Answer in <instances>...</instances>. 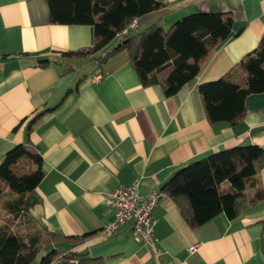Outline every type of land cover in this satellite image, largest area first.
Wrapping results in <instances>:
<instances>
[{"label": "crops", "instance_id": "0c3cea01", "mask_svg": "<svg viewBox=\"0 0 264 264\" xmlns=\"http://www.w3.org/2000/svg\"><path fill=\"white\" fill-rule=\"evenodd\" d=\"M156 1L165 6L137 19L130 31L152 23L167 29L194 13L234 18L231 36L173 96L159 85L144 86L127 51L102 64L72 59L69 72L66 63L40 66L41 58L91 47L94 27L50 23L47 0H0V161L18 144L36 146L44 177L33 216L49 231L86 236L76 248L103 264H264V201L233 219L220 214L191 228L163 195L153 210L159 258L133 239L130 223L112 235L103 232L114 219L107 192L141 178L142 196L162 193L179 170L209 154L249 144L264 150V92L246 99V116L236 125L210 123L199 93L200 84L220 79L258 46L264 0ZM259 178L264 190V169Z\"/></svg>", "mask_w": 264, "mask_h": 264}, {"label": "trees", "instance_id": "16d2710c", "mask_svg": "<svg viewBox=\"0 0 264 264\" xmlns=\"http://www.w3.org/2000/svg\"><path fill=\"white\" fill-rule=\"evenodd\" d=\"M50 23L91 25V47L44 57L38 64L66 66L77 58L104 63L127 51L144 86L159 85L166 96L175 95L200 72L210 54L232 34L231 13H194L165 29L152 23L139 32L130 31L140 17L165 6L156 0H47ZM118 44L98 55L116 37ZM98 55V56H96ZM264 92V35L220 79L199 85V93L210 123L236 125L246 116V99ZM42 113L37 115L39 117ZM36 117V118H37ZM43 157L32 144L21 143L0 161V264H103L76 247L86 236H66L49 231L33 216L40 202L36 189L44 177ZM264 169V150L238 145L209 154L179 170L162 188L191 228L220 214L228 219L264 201L259 174Z\"/></svg>", "mask_w": 264, "mask_h": 264}, {"label": "built area", "instance_id": "2783aa9c", "mask_svg": "<svg viewBox=\"0 0 264 264\" xmlns=\"http://www.w3.org/2000/svg\"><path fill=\"white\" fill-rule=\"evenodd\" d=\"M134 26L135 22L131 27ZM140 182L141 178H138L130 186H121L106 193L104 203L114 210V219L104 226L103 232L112 235L123 225L130 223L133 239L149 245L159 258L162 252L152 236L153 210L163 193L152 192L147 196H142L138 191ZM197 247V245L191 246L190 252L195 251ZM73 264H77V261H73Z\"/></svg>", "mask_w": 264, "mask_h": 264}, {"label": "rangeland", "instance_id": "374dc122", "mask_svg": "<svg viewBox=\"0 0 264 264\" xmlns=\"http://www.w3.org/2000/svg\"><path fill=\"white\" fill-rule=\"evenodd\" d=\"M170 26H171V25H170ZM170 26H168L167 29H168ZM90 63H91V62H86L85 64L88 66V65H90Z\"/></svg>", "mask_w": 264, "mask_h": 264}]
</instances>
